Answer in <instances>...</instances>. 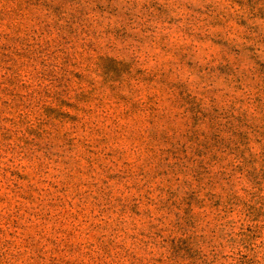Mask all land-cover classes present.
<instances>
[{
  "label": "rangeland",
  "instance_id": "374dc122",
  "mask_svg": "<svg viewBox=\"0 0 264 264\" xmlns=\"http://www.w3.org/2000/svg\"><path fill=\"white\" fill-rule=\"evenodd\" d=\"M0 264H264V0H0Z\"/></svg>",
  "mask_w": 264,
  "mask_h": 264
}]
</instances>
